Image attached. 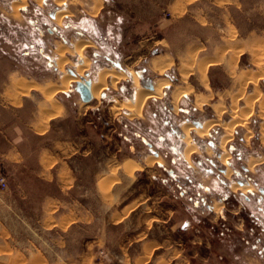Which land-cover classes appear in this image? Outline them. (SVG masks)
<instances>
[{"label":"rangeland","instance_id":"obj_1","mask_svg":"<svg viewBox=\"0 0 264 264\" xmlns=\"http://www.w3.org/2000/svg\"><path fill=\"white\" fill-rule=\"evenodd\" d=\"M101 1L93 16L90 0H27L16 16L21 0H0V264H264V242L255 247L249 232L220 224L222 211L231 223L235 200L243 205L244 194L259 192L250 183L252 191L232 190L228 204L237 171L264 187V0ZM76 39L90 41L83 75L54 102L29 89L75 73ZM60 44L70 47L64 72ZM104 67L126 78L116 87L109 80L99 100L83 102L76 83L95 81ZM133 71L141 84L143 75L168 86L141 116L125 108L115 114L114 103L134 96ZM28 103L38 104L45 123L38 130L58 150L40 157L31 144L12 160L3 155L5 134L30 135L14 127ZM247 108L248 128L237 122L223 149L232 111ZM196 121L214 122L207 137L190 130L199 153L187 161L183 128ZM156 152L162 160L148 164ZM126 163L143 168L130 174ZM256 208L254 201L246 208L247 222ZM255 228L264 241V228Z\"/></svg>","mask_w":264,"mask_h":264},{"label":"bare ground","instance_id":"obj_2","mask_svg":"<svg viewBox=\"0 0 264 264\" xmlns=\"http://www.w3.org/2000/svg\"><path fill=\"white\" fill-rule=\"evenodd\" d=\"M42 0H36V2L38 4L41 3ZM64 0H58V5H61L63 3ZM27 2V0H21V2L19 4H16L13 8V13L14 15L18 16L19 14V7L25 5V3ZM91 2V14L93 16H95L98 12V10L101 8L102 6V1L101 0H90ZM69 10H65L64 12L59 13V11L56 13V21L60 22L61 19L66 16L69 15ZM70 44V43H69ZM90 41H85L83 39H76L75 41L72 42V45L75 46V53L78 55V59H79V63L76 65V70L75 73H71V74H64L59 83L56 84H34V86H30V88L34 87L39 89L40 91L43 92V94L46 97V100L49 102H54V95L57 94L60 91H67L69 89V85L78 80V75H83V73L88 69L89 65L91 64V60L83 53V49L86 46H89ZM71 45V44H70ZM69 46L65 45V44H60L58 46L57 49V54L60 56V63H58V67L59 69L64 72V68H65V64L67 61V58L65 56V53L67 51H69ZM157 69V68H156ZM159 70H162V68H159ZM199 73L200 75H204V69L202 67H199ZM133 75L132 79H133V89H134V96L133 98L128 99L125 102L119 103L116 102L114 103V105L111 107V111H113V113L118 114L120 112L121 109L125 108L128 112V114H130V116H135V117H139L141 116L143 113L142 111H144V107L145 103H147L149 100H151L152 98H156V99H160L162 94H163V90L168 86L167 82L164 81H159L158 83L153 84V89H148L146 87L143 86V84L140 83V80L138 78V76L133 72L129 73V76ZM126 78V73L122 72V71H117L115 69H108V68H101L99 69V71L97 72V76L95 81L93 80V82H91V92H92V96H93V100H99V97L101 95V92L108 86V81H111V84L113 87H116L117 83L120 80H124ZM186 79V77H184ZM203 84L205 87L208 88V83L207 81H203ZM52 85V86H51ZM14 86H19L20 88L24 86V81H20L17 84H14ZM52 88H51V87ZM17 88V87H16ZM28 89V91H29ZM116 89V88H115ZM186 94V91L181 92L180 94H175L174 96V103L176 105L175 108L177 107V102L178 100L183 97V95ZM155 100V99H154ZM152 101V100H151ZM203 100H197V108H201L203 103ZM236 103V101L234 102ZM217 116L220 118V115L222 114V110L217 109ZM234 118L236 119L233 123L228 124L227 126H225V134L224 137L222 139V148L224 149L226 143L232 138V133L233 130L236 128V126L238 125L237 122L240 121V127L243 128H248V126L245 123L246 117L249 115L250 110L247 108L243 111V114L240 115L239 113H237L236 110L232 111ZM218 118V119H219ZM214 122V121H213ZM212 123H208L207 122L202 126L199 125V123H197L198 125H196V127L192 124V125H185V128H183V136L182 138H184V141L187 145L186 150L184 152V157L187 161H189V159L191 158V156L196 152L199 153V150L197 149V147L193 144H191L190 142L193 141L192 138V133H190V130L192 128H194L195 134L199 137H207L209 134V129L210 127L213 125ZM216 124V122L214 123ZM219 125V123H218ZM190 143V144H189ZM229 155H225L222 158V162L225 163L228 159ZM162 158L158 155L155 157H151L148 158V164L149 163H154V162H158L161 161ZM147 163V162H146ZM124 169L126 170V172L128 173H132L135 170H141L143 168L142 165L138 164V163H126L124 164ZM249 169L254 167V163H250L249 164ZM231 170L226 171L227 175L229 176ZM232 190L235 191H242L243 193L247 192V191H252L253 190V186L251 184H246V185H241V184H233L232 185ZM221 204L216 203L215 204V209L216 211H218L220 209Z\"/></svg>","mask_w":264,"mask_h":264},{"label":"crops","instance_id":"obj_3","mask_svg":"<svg viewBox=\"0 0 264 264\" xmlns=\"http://www.w3.org/2000/svg\"><path fill=\"white\" fill-rule=\"evenodd\" d=\"M82 100V99H81ZM18 109V108H17ZM20 110V109H19ZM17 111L18 117L20 120L16 123L15 130L17 133H28L30 135L27 136V138H16V136L10 138L7 137V134H5V137L8 139L9 148L5 151L3 154L5 157L9 159H15L17 160L24 155V149H27L29 145L32 146V150H36L38 152V155L41 157L44 153L46 156H49V153L51 150H58V146H56V143H53L52 148L48 145V134L47 131H39L38 129L42 128L45 124L43 121V112L40 113L38 110V104H26L23 106V108ZM199 123L200 121H196L195 123ZM201 123V122H200ZM30 132V133H29ZM43 137L45 139V144L43 145L41 141L43 140ZM57 155H59L57 153ZM154 156H158V153H154ZM16 160V161H17ZM255 186V185H254ZM256 187V186H255Z\"/></svg>","mask_w":264,"mask_h":264},{"label":"flooded vegetation","instance_id":"obj_4","mask_svg":"<svg viewBox=\"0 0 264 264\" xmlns=\"http://www.w3.org/2000/svg\"><path fill=\"white\" fill-rule=\"evenodd\" d=\"M243 169L245 171H249L247 166H243ZM238 174H240L239 171H237L236 174L234 175V178L237 179V182H236L237 184L246 185V184L252 183L253 185L256 186V188H258L259 192L255 191V192H250V193L244 194L243 195V198H244L243 199V205L244 206L242 205V203L238 199L235 200L236 204H233L232 207H233V209L235 207L237 210L229 211L226 209L232 215L231 218H233V219H232L231 223L230 224L226 223L227 222V216H229V215L225 211H222L221 218H220L221 219L220 224H221L222 228H224L225 230L236 229L237 231L249 232L250 238L255 243V245H253V246L256 247V244H257V246L260 247V244L263 243L264 241L260 237L259 233L256 231L257 229L255 228V226L257 225V226L264 228V187L260 186V184H258L255 180L251 182L250 178L249 179H247V178L240 179ZM226 190L228 191V188ZM229 192L228 193L225 192L226 195L224 196L225 200L228 201V204H230V199L232 197H234L232 195V193H233L232 189L229 190ZM192 200H193V198H192ZM253 201L255 202V206L257 207L256 211L258 212V214L251 211L253 213V220L251 223H249V222H247V220H249V217H248V212H247L246 208H248L249 205H252ZM212 205L213 204H211V206ZM240 220H243V221L246 220V222L244 221V223H246V224H244V227L241 230L238 228V226H240V223H239ZM239 233L240 232H237V234H239ZM251 246H252V244H251ZM260 250L264 252V247L262 250V246H261Z\"/></svg>","mask_w":264,"mask_h":264},{"label":"water","instance_id":"obj_5","mask_svg":"<svg viewBox=\"0 0 264 264\" xmlns=\"http://www.w3.org/2000/svg\"><path fill=\"white\" fill-rule=\"evenodd\" d=\"M140 77L144 87L148 89H153V83L150 78H144L143 75H140ZM76 85H77V91L80 94V98L82 99L83 102H90L93 100L90 80L85 79L84 81L77 82ZM195 124L198 125L197 123Z\"/></svg>","mask_w":264,"mask_h":264},{"label":"built area","instance_id":"obj_6","mask_svg":"<svg viewBox=\"0 0 264 264\" xmlns=\"http://www.w3.org/2000/svg\"><path fill=\"white\" fill-rule=\"evenodd\" d=\"M0 184H1L3 187L6 186V180H5V178H1V179H0Z\"/></svg>","mask_w":264,"mask_h":264}]
</instances>
